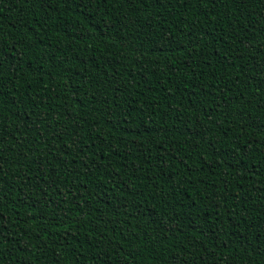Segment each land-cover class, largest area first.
I'll use <instances>...</instances> for the list:
<instances>
[{"label": "trees", "instance_id": "obj_1", "mask_svg": "<svg viewBox=\"0 0 264 264\" xmlns=\"http://www.w3.org/2000/svg\"><path fill=\"white\" fill-rule=\"evenodd\" d=\"M0 264H264V0H0Z\"/></svg>", "mask_w": 264, "mask_h": 264}, {"label": "snow or ice", "instance_id": "obj_2", "mask_svg": "<svg viewBox=\"0 0 264 264\" xmlns=\"http://www.w3.org/2000/svg\"><path fill=\"white\" fill-rule=\"evenodd\" d=\"M66 2H67V0H66Z\"/></svg>", "mask_w": 264, "mask_h": 264}]
</instances>
